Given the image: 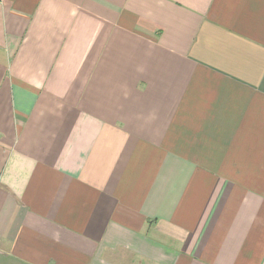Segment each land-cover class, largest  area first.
<instances>
[{
  "label": "crops",
  "instance_id": "1",
  "mask_svg": "<svg viewBox=\"0 0 264 264\" xmlns=\"http://www.w3.org/2000/svg\"><path fill=\"white\" fill-rule=\"evenodd\" d=\"M0 264H264V0H0Z\"/></svg>",
  "mask_w": 264,
  "mask_h": 264
}]
</instances>
